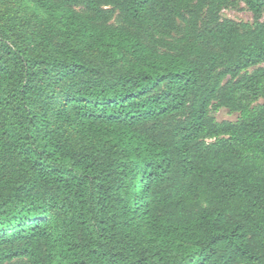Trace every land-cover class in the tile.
I'll list each match as a JSON object with an SVG mask.
<instances>
[{
    "label": "trees",
    "instance_id": "trees-1",
    "mask_svg": "<svg viewBox=\"0 0 264 264\" xmlns=\"http://www.w3.org/2000/svg\"><path fill=\"white\" fill-rule=\"evenodd\" d=\"M263 12L0 0V264H264Z\"/></svg>",
    "mask_w": 264,
    "mask_h": 264
},
{
    "label": "rangeland",
    "instance_id": "rangeland-1",
    "mask_svg": "<svg viewBox=\"0 0 264 264\" xmlns=\"http://www.w3.org/2000/svg\"><path fill=\"white\" fill-rule=\"evenodd\" d=\"M222 19H229L235 22H243V23H251L254 18L253 15L245 8V6L242 3H239L237 7L233 9L224 10L221 13ZM261 21H264V12L261 15ZM119 19L117 16H115L111 20V24H118ZM264 66V64H263ZM260 103H264L263 100L260 101ZM214 117L217 121H235L237 118V114H230L227 110L222 109L215 113Z\"/></svg>",
    "mask_w": 264,
    "mask_h": 264
}]
</instances>
